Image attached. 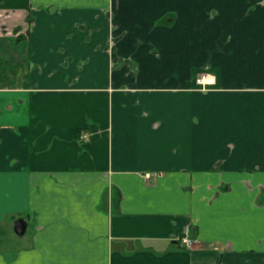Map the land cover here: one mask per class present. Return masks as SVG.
<instances>
[{
	"label": "crops",
	"instance_id": "crops-1",
	"mask_svg": "<svg viewBox=\"0 0 264 264\" xmlns=\"http://www.w3.org/2000/svg\"><path fill=\"white\" fill-rule=\"evenodd\" d=\"M0 264H264V0H0Z\"/></svg>",
	"mask_w": 264,
	"mask_h": 264
},
{
	"label": "built area",
	"instance_id": "built-area-1",
	"mask_svg": "<svg viewBox=\"0 0 264 264\" xmlns=\"http://www.w3.org/2000/svg\"><path fill=\"white\" fill-rule=\"evenodd\" d=\"M209 73L208 72H201L199 73L196 77H195V83L196 85L200 88L201 87V84L198 83L199 80H201L203 77L207 76ZM208 87H210L211 85H207ZM86 132H82L80 134V138L81 139H84L86 138ZM189 227H185L184 230H183V233L182 235L179 237V241H180V244L186 248V249H191L194 247V240L193 238L190 236V233H189Z\"/></svg>",
	"mask_w": 264,
	"mask_h": 264
},
{
	"label": "clouds",
	"instance_id": "clouds-1",
	"mask_svg": "<svg viewBox=\"0 0 264 264\" xmlns=\"http://www.w3.org/2000/svg\"><path fill=\"white\" fill-rule=\"evenodd\" d=\"M215 82L216 78L211 73H209L207 76L203 77L201 80L198 81V83L201 84L199 91L207 93L208 91L213 90L209 89L207 85H214Z\"/></svg>",
	"mask_w": 264,
	"mask_h": 264
},
{
	"label": "water",
	"instance_id": "water-1",
	"mask_svg": "<svg viewBox=\"0 0 264 264\" xmlns=\"http://www.w3.org/2000/svg\"><path fill=\"white\" fill-rule=\"evenodd\" d=\"M13 229L18 235H21L24 232V229H25L24 221L22 219L21 220L20 219L16 220L14 222Z\"/></svg>",
	"mask_w": 264,
	"mask_h": 264
},
{
	"label": "rangeland",
	"instance_id": "rangeland-1",
	"mask_svg": "<svg viewBox=\"0 0 264 264\" xmlns=\"http://www.w3.org/2000/svg\"><path fill=\"white\" fill-rule=\"evenodd\" d=\"M14 222H15V221H13V225H14ZM2 238H3V240H4L3 242H4L5 244L7 243V241H10V239H13V240H14V239H16V240L18 239V238L16 237V232H15L14 230H11V229L7 231V236L2 237ZM4 243H3V244H4ZM191 249H192V248H191Z\"/></svg>",
	"mask_w": 264,
	"mask_h": 264
}]
</instances>
